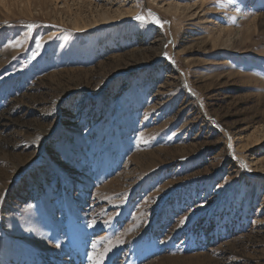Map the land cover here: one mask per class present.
I'll list each match as a JSON object with an SVG mask.
<instances>
[{"label": "rangeland", "instance_id": "rangeland-1", "mask_svg": "<svg viewBox=\"0 0 264 264\" xmlns=\"http://www.w3.org/2000/svg\"><path fill=\"white\" fill-rule=\"evenodd\" d=\"M0 264H264V0H0Z\"/></svg>", "mask_w": 264, "mask_h": 264}, {"label": "snow or ice", "instance_id": "snow-or-ice-1", "mask_svg": "<svg viewBox=\"0 0 264 264\" xmlns=\"http://www.w3.org/2000/svg\"><path fill=\"white\" fill-rule=\"evenodd\" d=\"M148 15L151 17L152 22L157 23V24L160 23V22H159V19H158L153 13H151L150 11H149ZM134 19H136L137 21H144V20H145V17H144L143 15L137 14V15L134 17ZM164 55L167 57V53H165ZM229 147H230V145H229ZM184 222H185V221L182 219V220L180 221V225H183ZM89 259H92V257L90 256Z\"/></svg>", "mask_w": 264, "mask_h": 264}]
</instances>
